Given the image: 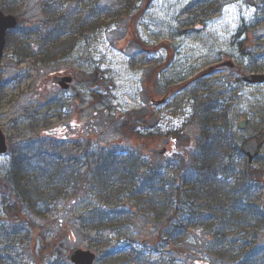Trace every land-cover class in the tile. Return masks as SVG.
Returning a JSON list of instances; mask_svg holds the SVG:
<instances>
[{"label": "rangeland", "instance_id": "1", "mask_svg": "<svg viewBox=\"0 0 264 264\" xmlns=\"http://www.w3.org/2000/svg\"><path fill=\"white\" fill-rule=\"evenodd\" d=\"M119 2L0 0V9L20 20L18 28L9 33L5 54L0 58V127L10 145V152L0 155V177L10 169L12 150L20 149L36 136L52 134V141L48 142L54 140L55 148L67 150L63 152L70 156L79 154L84 145H91L95 151L102 146L138 149L148 164L144 170L158 169L162 179L176 181V188L182 190L183 179L191 172L180 162L197 164L199 148H193L196 144L191 138L197 137L195 130L208 128L202 122L208 115L214 120L210 125L220 126L240 145L252 138L260 141V154L251 165L262 174L263 186L264 83L249 84L241 76L246 72L264 73V1L255 0L252 6L247 0H131L126 16L112 19L99 14L102 7ZM46 3L56 4L49 8L60 14L68 13L70 8L79 18L88 16L95 28L83 35H73L70 28L68 36H63L64 32L54 36L57 44L49 46L51 49L43 46V42L49 43L45 34L53 29L46 26ZM94 5L97 15L90 16ZM66 41L62 47H55ZM226 61H233L235 66H223ZM67 69L85 75L86 82L79 81L68 91L54 89L53 75ZM90 74H98V79L88 82ZM168 92L171 97L165 104L150 105ZM153 110L161 121L150 130L145 123ZM135 111L146 115L136 128L141 137L151 142L158 136L176 137L168 160L148 155L146 147L121 133L123 119L134 117ZM242 120H247L245 130L239 129ZM228 155L223 163L236 165L237 174L249 163L247 157L235 152ZM79 164L81 171L86 168L82 162ZM76 177L79 179L80 175L77 173ZM220 177L226 190L234 186V176L230 181ZM62 190L56 214L41 218L26 211L23 221H13L4 209L15 199L0 185V232L4 234L8 228L10 233L17 232L14 225L23 232L18 234V264H66L65 259L76 248L95 251L103 259L100 264H110L105 257L108 251L126 246L153 260L173 257L170 248L154 254L148 250L150 245L143 248L141 243L147 239L143 217L137 220L136 227L125 228L133 241H138L132 246L133 242L119 237L125 234L119 230L120 223L118 230L115 225L116 231L112 225L93 232L82 229L77 218L98 207L100 201L80 191L77 181ZM261 190L256 195L264 197V189ZM53 221L57 228L51 231L54 240L40 238V230L49 235ZM30 223L36 226L30 229ZM72 228L75 232L69 236ZM56 236L60 237L57 242ZM5 238L4 234L3 241ZM7 254H2L3 261ZM203 261L197 260L196 264H204ZM186 262L181 258L177 264Z\"/></svg>", "mask_w": 264, "mask_h": 264}, {"label": "trees", "instance_id": "2", "mask_svg": "<svg viewBox=\"0 0 264 264\" xmlns=\"http://www.w3.org/2000/svg\"><path fill=\"white\" fill-rule=\"evenodd\" d=\"M130 3L131 0H120L116 6L102 7L99 14L112 19L126 16L131 10L130 5H127ZM52 5L57 6L50 3L44 6L49 11L46 12V26L53 29L45 34L49 43L45 41L43 46L48 48L55 42L57 44L53 38L59 32L68 36L67 30L71 28L73 35H83L94 27L88 16L79 18L76 16L78 14L71 13L70 8L68 13L60 14L49 8ZM96 7L94 5L90 9V16L97 15ZM104 24L105 22L100 26ZM66 43L67 41L55 47H62ZM125 118L121 123V133L126 138L141 145L143 141L151 142L136 131L146 115L135 111L134 117L130 115ZM202 122L207 124V130L197 129L193 132L197 137L191 138L192 144H196L193 148H199L197 164L180 162L181 166L187 165L185 168H190L191 172L183 179V191L180 187L176 188V181L162 179L158 169L151 167L144 170L148 164L138 149L123 150L121 146H102L95 151L90 148L91 145H84L80 146L79 154L71 153L70 156L63 152L67 150L55 148L54 142L49 143L47 136H36L29 143L20 146V149L12 150L10 169L6 176L0 177L2 188L9 191L15 199L5 206L4 211L13 221L22 220L23 212L26 211L41 218L49 213L56 214L59 211L58 200L62 197V188L77 181L80 191L93 195L100 201L98 207L87 210L77 218L78 222L81 221L79 225L82 229L93 232L112 225L116 231L114 227L116 225L118 230L120 223L122 229L119 230L125 234L121 236L118 233L119 237L126 242H133L132 246L138 241H133L125 228L130 225L136 227L137 220L143 217L146 222L143 233L151 246L146 249L154 254L163 248H170L173 254V257L153 260L145 257L142 251L126 246L108 251L105 254L106 263L177 264L181 258H185L187 264H196L197 260H205L204 264H264V197L262 194L256 195L264 189V185H261L262 174L249 163L238 174L235 173L236 165L231 162L223 163L230 151L243 157L241 145L220 126L210 125L214 123L212 117L206 115ZM57 150L61 152L57 153ZM151 156L169 159L166 155ZM80 162L86 167L82 171ZM77 173L80 180L76 177ZM220 176L229 181L234 176V186H228L229 190H226L225 182ZM185 187L187 190L183 189ZM123 221H127L126 224H122ZM55 222L50 223L49 235L40 230L39 237L54 240L51 233L57 230ZM60 223L62 225L63 221ZM29 226L31 229L36 225L30 223ZM16 227L14 225L13 229L17 232L10 233L11 228L6 229L5 241L2 239L4 234L0 232V246L6 245L1 253H8L4 261L0 258V264H18V234L21 231ZM39 227L42 228L41 225ZM0 229L3 228L0 226ZM74 232L73 228L68 230L69 236ZM59 238L56 236L55 242ZM25 243L24 241L23 248L26 247ZM102 260L99 258L97 264ZM65 263L71 264L69 257L65 259Z\"/></svg>", "mask_w": 264, "mask_h": 264}, {"label": "water", "instance_id": "3", "mask_svg": "<svg viewBox=\"0 0 264 264\" xmlns=\"http://www.w3.org/2000/svg\"><path fill=\"white\" fill-rule=\"evenodd\" d=\"M247 3L251 5H255L254 0H247ZM18 19L14 15H8L5 14L2 10H0V58L3 57L6 44H7V34L10 30L15 29L18 26ZM224 65H230L234 66L233 62H226ZM97 75H93L92 79H96ZM55 80L65 89L69 88V83L72 81L70 77H60L56 76ZM243 80L256 84V83H264V74H258V73H245L243 75ZM166 101V98L160 100V101H154L156 104H162ZM159 119L158 117H152L148 121V125L150 128H154L158 125ZM246 126V120L242 121L240 123V128L245 129ZM162 143L164 144L163 148H151L149 149V152L151 153H159V154H165L167 152V146L170 144V138L164 137L162 138ZM259 143L256 139L248 141L244 147L243 151L244 153L249 157V161L253 162V160L258 156L259 154ZM8 151V144H7V138L3 130L0 128V154H5ZM144 242V244H146ZM96 254L92 252L91 250H84V249H77L73 251L70 258L71 261L74 264H95L96 261Z\"/></svg>", "mask_w": 264, "mask_h": 264}, {"label": "flooded vegetation", "instance_id": "4", "mask_svg": "<svg viewBox=\"0 0 264 264\" xmlns=\"http://www.w3.org/2000/svg\"><path fill=\"white\" fill-rule=\"evenodd\" d=\"M70 73L71 71H60L57 72L56 74H62V75H66V73ZM55 74V75H56ZM72 77H73V84L79 82V81H85L86 77L84 75H80L77 71H73L71 72ZM53 88H58V85L56 83L53 82Z\"/></svg>", "mask_w": 264, "mask_h": 264}]
</instances>
